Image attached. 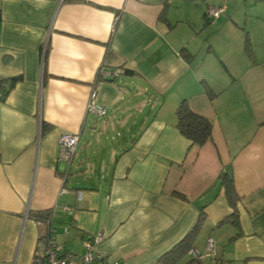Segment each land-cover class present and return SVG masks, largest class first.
Listing matches in <instances>:
<instances>
[{
    "label": "crops",
    "instance_id": "obj_1",
    "mask_svg": "<svg viewBox=\"0 0 264 264\" xmlns=\"http://www.w3.org/2000/svg\"><path fill=\"white\" fill-rule=\"evenodd\" d=\"M208 6L224 12L208 20ZM0 9V83L12 86L0 100V264L33 260L47 230L33 215L48 211L52 237L79 257L101 236L109 264H162L204 212L194 247L212 239L216 257L200 264H264V0ZM93 92L104 117L88 111ZM183 101L213 124L202 148L177 128ZM66 134L80 135L70 168Z\"/></svg>",
    "mask_w": 264,
    "mask_h": 264
},
{
    "label": "built area",
    "instance_id": "obj_2",
    "mask_svg": "<svg viewBox=\"0 0 264 264\" xmlns=\"http://www.w3.org/2000/svg\"><path fill=\"white\" fill-rule=\"evenodd\" d=\"M224 12V9L216 6H208L205 16L208 20L218 19ZM1 18V9H0ZM100 74L103 78H113L118 75L117 71L101 69ZM12 86L9 81H3L0 84V100L5 99V93L11 90ZM96 93L93 92L90 98L88 111L95 113L101 117L106 115V110L96 104ZM80 135L66 134L61 136L59 140L60 151L59 158L68 164L69 168L72 164L74 157L77 154L79 146ZM65 209L74 212L75 208L65 207ZM46 226L47 230L41 234V243L35 251L33 260L29 264H109L103 256H98L94 250V244L101 242V236L87 237L84 239L83 244L86 248V253L83 256H75L68 252L63 245L56 242L55 238L51 235L52 218L46 222H39ZM196 260H204L206 258L216 257V244L210 239L206 244V252L201 253L199 250H192L189 254Z\"/></svg>",
    "mask_w": 264,
    "mask_h": 264
},
{
    "label": "trees",
    "instance_id": "obj_3",
    "mask_svg": "<svg viewBox=\"0 0 264 264\" xmlns=\"http://www.w3.org/2000/svg\"><path fill=\"white\" fill-rule=\"evenodd\" d=\"M125 73L133 75L134 72L126 70ZM99 75L101 76L100 73ZM208 93L213 96L211 90H208ZM48 127V125L43 124L44 130H46ZM177 128L179 129L181 134L191 142L192 146H198L202 148L207 143L212 141L213 124L206 117L193 111L186 101H183L177 109ZM223 180L225 184L228 185L230 198H234L235 190L234 186L232 185V179H230L228 175H224ZM231 202L232 204H234L235 200L231 199ZM33 217L38 222H46L50 218H52V212L48 211L44 213H37L34 214ZM230 218L232 219V225L239 229L237 215L234 213ZM204 220L205 215L204 212H202L201 216L198 218L197 222L189 231L187 236L161 258L160 261L162 264H178L186 255L188 256L190 252L195 249L194 245L202 230ZM104 259L106 258L104 257ZM191 261L199 262L200 260L192 258Z\"/></svg>",
    "mask_w": 264,
    "mask_h": 264
},
{
    "label": "rangeland",
    "instance_id": "obj_4",
    "mask_svg": "<svg viewBox=\"0 0 264 264\" xmlns=\"http://www.w3.org/2000/svg\"><path fill=\"white\" fill-rule=\"evenodd\" d=\"M219 256V255H218ZM192 260V257L190 255H186L181 262V264H200L198 261H191ZM222 264H233L229 261H224Z\"/></svg>",
    "mask_w": 264,
    "mask_h": 264
}]
</instances>
